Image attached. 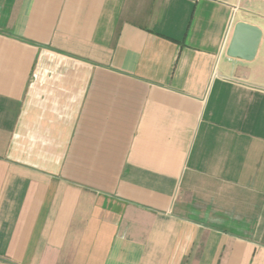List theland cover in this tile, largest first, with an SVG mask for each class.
I'll list each match as a JSON object with an SVG mask.
<instances>
[{
    "label": "crops",
    "instance_id": "1",
    "mask_svg": "<svg viewBox=\"0 0 264 264\" xmlns=\"http://www.w3.org/2000/svg\"><path fill=\"white\" fill-rule=\"evenodd\" d=\"M0 264H264V0H0Z\"/></svg>",
    "mask_w": 264,
    "mask_h": 264
},
{
    "label": "water",
    "instance_id": "2",
    "mask_svg": "<svg viewBox=\"0 0 264 264\" xmlns=\"http://www.w3.org/2000/svg\"><path fill=\"white\" fill-rule=\"evenodd\" d=\"M259 37L260 33L256 28L248 24L237 23L228 49V55L242 60H252L257 49Z\"/></svg>",
    "mask_w": 264,
    "mask_h": 264
},
{
    "label": "built area",
    "instance_id": "3",
    "mask_svg": "<svg viewBox=\"0 0 264 264\" xmlns=\"http://www.w3.org/2000/svg\"><path fill=\"white\" fill-rule=\"evenodd\" d=\"M192 1L197 2V1H199V0H192Z\"/></svg>",
    "mask_w": 264,
    "mask_h": 264
}]
</instances>
